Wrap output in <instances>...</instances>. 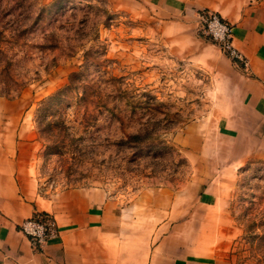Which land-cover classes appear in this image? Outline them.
<instances>
[{"label": "rangeland", "instance_id": "374dc122", "mask_svg": "<svg viewBox=\"0 0 264 264\" xmlns=\"http://www.w3.org/2000/svg\"><path fill=\"white\" fill-rule=\"evenodd\" d=\"M201 10L231 24L243 62L201 33ZM251 93L264 103V0H0V155L28 156L45 198L101 187L121 206L150 190L173 209L224 204L220 264H264Z\"/></svg>", "mask_w": 264, "mask_h": 264}, {"label": "crops", "instance_id": "0c3cea01", "mask_svg": "<svg viewBox=\"0 0 264 264\" xmlns=\"http://www.w3.org/2000/svg\"><path fill=\"white\" fill-rule=\"evenodd\" d=\"M251 95V112L264 114L263 97ZM9 146L3 145L6 153L0 155V264H220L212 244L221 239L210 228H221L224 204L173 209L170 202L158 203V193L150 190L121 206L101 187L66 188L45 198L33 171L22 165L29 157L11 154ZM190 209L198 212L196 218L189 219ZM34 212L53 214L60 231L39 251L19 230Z\"/></svg>", "mask_w": 264, "mask_h": 264}, {"label": "built area", "instance_id": "2783aa9c", "mask_svg": "<svg viewBox=\"0 0 264 264\" xmlns=\"http://www.w3.org/2000/svg\"><path fill=\"white\" fill-rule=\"evenodd\" d=\"M197 16L201 33L217 44L232 60L243 62V55L233 43L231 24L211 11L201 10ZM19 230L28 238L36 251L42 250L45 242L56 239L60 234L56 219L49 212H34L24 218L19 224Z\"/></svg>", "mask_w": 264, "mask_h": 264}, {"label": "trees", "instance_id": "16d2710c", "mask_svg": "<svg viewBox=\"0 0 264 264\" xmlns=\"http://www.w3.org/2000/svg\"><path fill=\"white\" fill-rule=\"evenodd\" d=\"M128 138H132V139L136 140L138 138H141V136L139 133H135V134L128 135Z\"/></svg>", "mask_w": 264, "mask_h": 264}]
</instances>
